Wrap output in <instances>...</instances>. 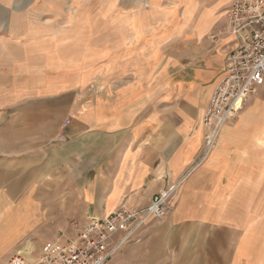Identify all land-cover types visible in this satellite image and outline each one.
Returning a JSON list of instances; mask_svg holds the SVG:
<instances>
[{"label": "crops", "instance_id": "1", "mask_svg": "<svg viewBox=\"0 0 264 264\" xmlns=\"http://www.w3.org/2000/svg\"><path fill=\"white\" fill-rule=\"evenodd\" d=\"M231 2L0 0V264L176 183L110 264H264V104L202 160Z\"/></svg>", "mask_w": 264, "mask_h": 264}, {"label": "built area", "instance_id": "2", "mask_svg": "<svg viewBox=\"0 0 264 264\" xmlns=\"http://www.w3.org/2000/svg\"><path fill=\"white\" fill-rule=\"evenodd\" d=\"M227 22L234 47L203 118L207 132L202 160L214 150L222 129L264 86V0H232ZM179 188L180 183L169 186L144 209L122 205L104 218L91 217L83 225L71 222L66 232L59 233L58 242H64L59 251L35 261L16 254L5 264H110L121 248L141 241L149 220L166 218L176 204Z\"/></svg>", "mask_w": 264, "mask_h": 264}, {"label": "rangeland", "instance_id": "3", "mask_svg": "<svg viewBox=\"0 0 264 264\" xmlns=\"http://www.w3.org/2000/svg\"><path fill=\"white\" fill-rule=\"evenodd\" d=\"M102 0H97V2H101ZM228 56H229V54L226 56V66H227V64H228ZM249 103H263L264 104V86L263 87H261V88H259L256 92H255V94L252 96V97H250V99L248 100V102L246 103V105L247 104H249ZM245 105V106H246ZM244 106V107H245ZM244 109V108H243ZM239 116V115H238ZM237 116V117H238ZM236 117V118H237ZM235 118V119H236ZM234 119V120H235ZM233 120V121H234ZM203 123V122H202ZM232 123V122H231ZM230 124V123H229ZM205 127V126H204ZM206 128V127H205ZM206 132H207V130H206ZM205 135H206V133H205ZM204 145H205V136H204ZM216 147V146H215ZM215 149V148H214ZM204 151V150H203ZM179 192V191H178ZM179 194V193H178ZM178 197V196H177ZM176 201H177V199H176ZM152 204V203H151ZM149 207V206H148ZM71 222H77L76 220H73V221H70L69 220V222L66 224V228L68 229V227H69V224L71 223ZM79 223V222H78ZM80 224V223H79ZM67 229H65V231H60V232H66V230ZM59 232V233H60ZM58 236H59V234H58ZM21 255H23V256H25L27 259H38V258H40L41 256H36L32 251H28V252H22L21 253ZM12 257V256H11ZM7 261H5L4 263H2V264H5Z\"/></svg>", "mask_w": 264, "mask_h": 264}, {"label": "bare ground", "instance_id": "4", "mask_svg": "<svg viewBox=\"0 0 264 264\" xmlns=\"http://www.w3.org/2000/svg\"><path fill=\"white\" fill-rule=\"evenodd\" d=\"M30 261H35V259H29Z\"/></svg>", "mask_w": 264, "mask_h": 264}]
</instances>
